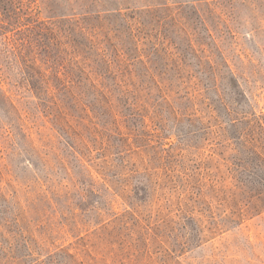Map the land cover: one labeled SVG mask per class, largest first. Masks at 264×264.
Returning a JSON list of instances; mask_svg holds the SVG:
<instances>
[{"label":"rangeland","instance_id":"rangeland-1","mask_svg":"<svg viewBox=\"0 0 264 264\" xmlns=\"http://www.w3.org/2000/svg\"><path fill=\"white\" fill-rule=\"evenodd\" d=\"M0 264H264V0H0Z\"/></svg>","mask_w":264,"mask_h":264},{"label":"trees","instance_id":"trees-1","mask_svg":"<svg viewBox=\"0 0 264 264\" xmlns=\"http://www.w3.org/2000/svg\"><path fill=\"white\" fill-rule=\"evenodd\" d=\"M129 18H131V19H133V21H135V22H142L141 20H139V19H137V18H135V17H132L131 15H130V17ZM97 19H101V16H98V18ZM151 19H154L155 21L157 20V18L155 17V15H153V17L151 18ZM138 20V21H137ZM153 21H150L148 24H150V25H155L154 23H152ZM156 23H157V21H156ZM86 25L84 26H82L83 28H85V30H87V31H89L90 33H91V35L92 36H97L98 38H99V36H100V34H103V32H102V30L100 29V27L99 26H97V25H95L94 23H89V22H87V23H85ZM142 30H139V28H137V33H140ZM137 33H134V29H133V24L131 25V30H130V33L129 34H131V37H136L137 36ZM105 37V39H104V41L103 42H110V39L105 35L104 36ZM112 39V38H111ZM47 83H49V81H46Z\"/></svg>","mask_w":264,"mask_h":264}]
</instances>
